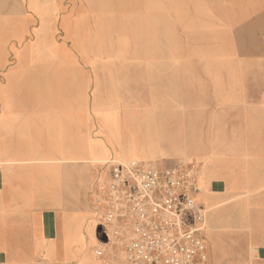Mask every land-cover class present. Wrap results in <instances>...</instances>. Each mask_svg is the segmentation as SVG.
Here are the masks:
<instances>
[{
    "label": "crops",
    "instance_id": "0c3cea01",
    "mask_svg": "<svg viewBox=\"0 0 264 264\" xmlns=\"http://www.w3.org/2000/svg\"><path fill=\"white\" fill-rule=\"evenodd\" d=\"M58 2L11 0L6 21L15 27L14 49L59 44ZM197 2L215 20L209 24H232L249 45L226 55L227 71L218 68L217 75L201 78L203 108L195 116L205 123L203 132L213 134L187 148L181 135L158 136L159 146L142 145L141 154L134 148L138 138L117 139L115 118L100 120L87 95L96 77L85 68L89 58L0 64V264H102L88 249L95 241L92 216L103 219L106 194L101 190L108 181L104 172L95 194L100 199L91 200L89 168L92 177L100 170L95 164L132 159L143 169L162 171L187 158L197 165L196 201L206 218L209 212L207 264H264V141L247 142L241 126V105L264 102V0ZM49 21H55L51 27ZM246 65L257 71L261 89L245 96L238 74ZM227 120H235L231 131L237 142L222 136L229 132ZM96 121L111 139L90 135ZM146 155L148 161L142 158ZM155 156L164 163H151ZM110 250L121 261L119 251Z\"/></svg>",
    "mask_w": 264,
    "mask_h": 264
},
{
    "label": "rangeland",
    "instance_id": "374dc122",
    "mask_svg": "<svg viewBox=\"0 0 264 264\" xmlns=\"http://www.w3.org/2000/svg\"><path fill=\"white\" fill-rule=\"evenodd\" d=\"M202 2L60 0L57 5L62 8V17L56 23L57 27L62 28L56 36L59 44L25 50L23 47L13 48L15 27L11 21H6L11 0H0V64L40 59L89 58V65L85 68L90 67L96 77L87 95L91 97L100 120L101 116L110 115L115 118L117 139L138 138L134 148L141 154L142 145H149L151 150L159 146L158 136L181 135L182 145L187 148L194 142L205 141L207 135L211 140L213 134L204 133L205 123L195 116V110L203 108L200 106L202 100H199L203 95L201 78L212 76L214 72V76L217 75L218 68L222 72L227 71L228 68L224 66L227 64L224 62L226 55L234 49L249 45V40L241 39L232 24H209L215 20L207 9H200L201 5L204 6ZM53 22L55 21H49L48 26L51 27ZM43 48L46 50H42ZM253 68L246 65L241 67L239 74L237 69L235 73H231L232 76L238 74L239 81L244 84L245 96L261 89L257 86V71ZM241 106L245 116L241 126L246 131L244 136L247 142L264 141V102H250ZM222 107L208 108L218 111ZM227 121L225 127L229 128V132H222V136L225 141L230 138L237 142L239 137H233L234 132L231 131L235 120ZM95 123L90 135L93 138L101 136L103 140L111 139L102 126L97 127V121ZM142 137H146L144 142L141 141ZM142 158L149 160L147 155ZM152 158L151 163H164L158 156ZM129 161L134 160L115 162L112 159L95 164L94 169L100 170L92 177L89 168L91 200L98 199L95 194L99 195L98 182L102 177L105 180L102 175L104 172L109 182V171H106V168L109 169L108 165ZM179 161L177 165L182 167L191 163L190 158ZM91 165L92 163H88V167ZM200 190L202 191L201 186ZM105 200L107 201L106 198ZM208 214L209 212L206 228ZM95 215L92 216L96 218L93 229L95 241L88 249L93 258H96L95 246L104 250H108L112 243V247L117 249L118 246L113 241L105 246L102 221L99 219L100 215Z\"/></svg>",
    "mask_w": 264,
    "mask_h": 264
},
{
    "label": "built area",
    "instance_id": "2783aa9c",
    "mask_svg": "<svg viewBox=\"0 0 264 264\" xmlns=\"http://www.w3.org/2000/svg\"><path fill=\"white\" fill-rule=\"evenodd\" d=\"M108 167L103 235L105 246L118 245L121 261L113 243L108 250L95 246L102 264H207L206 212L196 201L194 164L162 171L134 161Z\"/></svg>",
    "mask_w": 264,
    "mask_h": 264
},
{
    "label": "bare ground",
    "instance_id": "6f19581e",
    "mask_svg": "<svg viewBox=\"0 0 264 264\" xmlns=\"http://www.w3.org/2000/svg\"><path fill=\"white\" fill-rule=\"evenodd\" d=\"M191 164H192V163H191ZM194 165H195V164H194ZM196 176H197V175H196ZM196 176H195V177H196ZM196 178H197V177H196ZM196 178H195V186H196V188L199 190V186H198V183H197L198 181H197Z\"/></svg>",
    "mask_w": 264,
    "mask_h": 264
}]
</instances>
